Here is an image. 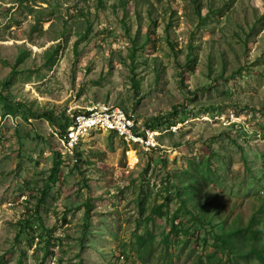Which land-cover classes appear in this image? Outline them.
<instances>
[{"label":"rangeland","instance_id":"374dc122","mask_svg":"<svg viewBox=\"0 0 264 264\" xmlns=\"http://www.w3.org/2000/svg\"><path fill=\"white\" fill-rule=\"evenodd\" d=\"M93 106L153 147L63 156ZM262 220L264 0H0V264H259L235 233Z\"/></svg>","mask_w":264,"mask_h":264},{"label":"built area","instance_id":"2783aa9c","mask_svg":"<svg viewBox=\"0 0 264 264\" xmlns=\"http://www.w3.org/2000/svg\"><path fill=\"white\" fill-rule=\"evenodd\" d=\"M98 133H112L124 144L127 154L133 153L137 163L138 152H148L153 147V133L141 129L136 118L112 106L82 107L71 117L63 136L57 140L61 144L63 156L74 160V153L86 140ZM26 201L23 195L20 202Z\"/></svg>","mask_w":264,"mask_h":264},{"label":"trees","instance_id":"16d2710c","mask_svg":"<svg viewBox=\"0 0 264 264\" xmlns=\"http://www.w3.org/2000/svg\"><path fill=\"white\" fill-rule=\"evenodd\" d=\"M145 3H150V0H141ZM98 3L101 2V0H97ZM6 112H11L12 109L10 105L7 104L5 107ZM164 208V205H160L157 208L151 209V215L162 217V209ZM31 224L28 223V221H24V224L22 226L23 229L27 228ZM30 230H32V227H29ZM173 228V226H172ZM236 253L241 257L246 256H254L256 261L259 264H264V220H262L261 223L255 224L253 222H248L247 224L241 225L238 227V230L236 231ZM235 234H232L231 236H234ZM241 234V235H238ZM226 236L229 235L225 234ZM220 241H225L223 238L219 239ZM145 240L144 238H138V245L143 247ZM229 244H232L231 242ZM249 251V252H248Z\"/></svg>","mask_w":264,"mask_h":264},{"label":"bare ground","instance_id":"6f19581e","mask_svg":"<svg viewBox=\"0 0 264 264\" xmlns=\"http://www.w3.org/2000/svg\"><path fill=\"white\" fill-rule=\"evenodd\" d=\"M128 161H129L130 163H134V162H135L134 155H133V153H131V152L128 153Z\"/></svg>","mask_w":264,"mask_h":264}]
</instances>
